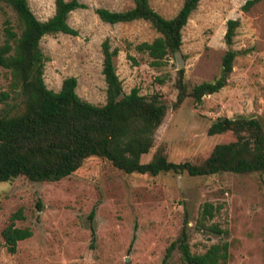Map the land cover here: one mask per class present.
Listing matches in <instances>:
<instances>
[{
  "label": "rangeland",
  "instance_id": "obj_1",
  "mask_svg": "<svg viewBox=\"0 0 264 264\" xmlns=\"http://www.w3.org/2000/svg\"><path fill=\"white\" fill-rule=\"evenodd\" d=\"M27 1L39 20L54 13V0ZM183 1L150 0V5L170 19ZM246 1L200 0L182 30L179 51L164 65L152 67L148 55L135 50L137 44L159 36L148 22L110 25L94 11L99 7L127 10L133 7L132 0H81L87 7L72 11L67 19L78 35H47L40 42L46 57L44 82L48 89L58 91L63 79L75 77L80 98L94 105L105 104L101 43L108 38L111 48L118 49L114 65L123 92L128 94L137 87L140 95L156 94L167 106L153 147L141 162L162 152L171 162L199 165L216 144L234 139L230 133L207 135L217 118L252 116L264 126V0L242 11ZM230 19L240 23L232 44L238 55L226 86L206 95L200 104L187 97L175 107L179 70L184 71L188 92L219 76ZM6 20L14 22L15 15L0 2V44ZM7 77L0 67V90ZM205 203L214 207L213 217L206 223L218 225L227 234L218 236L199 227ZM20 208L24 219L14 224L29 228L32 235L19 241L15 253L10 254L2 230ZM185 217L191 252L203 253L214 243L227 242V264H264V173L204 177L125 174L98 157L86 159L78 171L56 182L35 183L18 177L0 183V264H161ZM169 264H183L177 250Z\"/></svg>",
  "mask_w": 264,
  "mask_h": 264
},
{
  "label": "trees",
  "instance_id": "obj_2",
  "mask_svg": "<svg viewBox=\"0 0 264 264\" xmlns=\"http://www.w3.org/2000/svg\"><path fill=\"white\" fill-rule=\"evenodd\" d=\"M11 9L15 21H5L4 39L0 44V67L7 71V83L0 90V183L23 177L35 183L56 182L78 171L84 161L98 157L108 161L125 174L157 176L164 173L204 177L221 173H264V126L258 118L238 116L220 117L207 129L208 136L230 133L233 140L216 144L210 155L199 165L189 162L174 163L162 152L149 162L141 157L153 147L154 137L166 116L167 106L156 94L146 97L134 87L128 94L122 89L114 65L117 48L110 40L101 43L102 75L106 84L103 105H94L80 98L76 78L66 77L58 91L47 88L43 74L46 57L40 42L44 36L59 33L77 36V30L67 22L69 14L87 6L81 0H54V13L39 20L27 0H0ZM133 7L113 11L95 8L98 18L107 24L148 22L159 34L151 42H142L135 50L146 53L152 67H160L168 57L179 51L182 30L200 0H184L176 15L164 18L150 5V0H132ZM257 0H247L242 11H247ZM239 20L226 23L225 51L219 76L213 81L194 85L188 92L183 82L184 71L179 70L175 107L190 97L200 104L206 95L219 92L227 84L238 55L232 49ZM127 59L136 61L129 55ZM41 203H36L38 211ZM214 207L205 203L198 225L207 233L222 236L227 231L216 224H207ZM93 215V213L91 214ZM22 209L10 216V223L2 230L6 251L15 253L17 243L31 237L29 228H18L15 220H23ZM94 235V230H92ZM188 221L178 238L167 248L161 264H169L172 252L180 253L183 264H227L229 244L218 242L203 253L191 252Z\"/></svg>",
  "mask_w": 264,
  "mask_h": 264
},
{
  "label": "water",
  "instance_id": "obj_3",
  "mask_svg": "<svg viewBox=\"0 0 264 264\" xmlns=\"http://www.w3.org/2000/svg\"><path fill=\"white\" fill-rule=\"evenodd\" d=\"M181 69V68H180Z\"/></svg>",
  "mask_w": 264,
  "mask_h": 264
}]
</instances>
